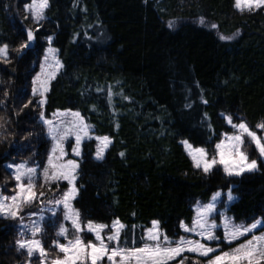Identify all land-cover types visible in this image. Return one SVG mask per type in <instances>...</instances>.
<instances>
[{
	"label": "trees",
	"instance_id": "16d2710c",
	"mask_svg": "<svg viewBox=\"0 0 264 264\" xmlns=\"http://www.w3.org/2000/svg\"><path fill=\"white\" fill-rule=\"evenodd\" d=\"M28 1L0 0V44L9 45L11 60L0 61V134L6 137L0 141V192L15 184L5 163L44 154L40 112L50 117L72 110L93 126V136L113 141L103 161L94 159V139L82 144L73 201L82 219L109 225L119 218L129 239L135 226L139 243L157 220L175 237L183 233L180 221L191 223L196 202H208L217 191L223 201L229 188L236 199L226 212L234 221L264 219V164L240 177L220 168L205 175L182 144L210 153L233 130L221 114L233 122L243 118L253 130L264 122V8L240 12L234 0H50L35 41L18 55L12 50L26 40L27 28L36 27L25 19ZM200 17L218 28L198 24ZM237 32L233 40L219 39ZM48 36L63 68L49 82L41 109L29 80ZM29 99L33 103L21 111ZM27 133L33 135L25 139ZM250 156L257 159L254 149ZM66 187L61 182L51 192ZM52 235L51 227L41 235L49 255ZM17 239L16 222L0 217V264L29 260L26 250L17 252ZM31 264H39L36 254Z\"/></svg>",
	"mask_w": 264,
	"mask_h": 264
},
{
	"label": "snow or ice",
	"instance_id": "6c2138e0",
	"mask_svg": "<svg viewBox=\"0 0 264 264\" xmlns=\"http://www.w3.org/2000/svg\"><path fill=\"white\" fill-rule=\"evenodd\" d=\"M233 6L240 12H251L264 8V0H234ZM49 7L50 0H30L24 5V10L28 13L25 19H31L36 27L35 29L27 28L25 30L26 40L12 51L19 55L22 50L31 46L36 39V33L41 28V22L47 19L46 10ZM198 22L201 25H206L204 17H200ZM208 26L211 29L218 28L215 23ZM168 27L174 28V21H169ZM238 35V32L232 36L220 34L219 39L233 40ZM47 40L49 47L45 50L41 71L32 80V96L35 97L39 94L41 99L36 103L41 109L46 102L44 96L48 91L49 82L63 68V63L56 55L58 50L51 47L53 37L48 36ZM0 61L5 65L11 63L7 43L0 44ZM97 91L100 92L103 89H97ZM4 95L7 96L8 93L5 92ZM112 97L113 92L109 88L107 90L109 103L112 102ZM2 103L3 101L0 100V104ZM32 103L33 100L29 99L27 103L23 104L21 111ZM203 103H207V101L205 100ZM186 106L190 107V105ZM53 115L59 118L57 120L46 119L43 111L39 116L46 126L45 134L52 142L43 167L28 166L27 160L5 165L6 169L11 171L15 184L9 190L10 195L0 192V217L8 220H20L21 233L24 230L31 233V239L15 241L17 252L21 250L27 252L29 260L26 261V264H31V258L37 253L39 264H102L105 259L109 264H264V232L259 235L255 234L259 227H264V219H256L247 224L235 223L232 217L218 209V204H224V207L227 208V203L220 199L223 195L221 191L215 192L206 204L197 202L195 215L190 225L180 221V229L187 235L170 237L167 232L161 229L160 222L153 220L151 227L143 230L139 247L135 246V226H132L131 230L132 246H126L129 243V230L119 218L112 220L110 225L96 223L92 220L81 224L80 210L73 206V201L79 194L77 181L80 162L78 159L67 158L68 152L65 149V143L68 142L72 154L80 158L83 142L95 139L97 146L94 159L103 161L105 153L113 141L109 136L94 137L92 135L93 126L86 123L79 111L66 110L64 113L58 111ZM221 116L231 126L233 133L231 135L223 134L224 138L215 145V155L211 158H209L206 149L193 148L187 141H182L185 147L190 150L189 155L194 168L208 175L219 164L223 165L224 173L227 176L237 177L258 171L261 164H264V134L258 135L256 130L264 133V122L256 124V130H253L243 118H239V123H234L231 115L221 114ZM3 127L4 125L0 124V128ZM116 127L119 125L117 124ZM31 135L33 133H27L25 139ZM5 138L0 134V141ZM72 139L75 141L74 144L71 142ZM246 140L255 145V150L259 154V162L258 159H250L249 154L244 150ZM120 155L124 156V153L121 152ZM61 182H66L67 188L60 193L58 199L47 201V204L52 206L48 210L54 220L60 219V213H62L63 221L70 222L75 237L68 239L69 228L63 222L60 223L55 235L57 238H63L66 242L60 243L59 239L54 240L53 246L58 255L55 258H49L48 251L42 241L36 238L44 232L42 225L46 222L45 217L41 214L38 219L31 220L30 224H24L20 213L37 201L44 204L43 198L46 195L44 189L47 188L51 191L53 185L59 189ZM37 188L40 190L37 191ZM226 195L227 202L236 199L231 188ZM43 210V208L40 209V212L42 213ZM29 215L30 217L36 216L37 213L31 212ZM217 215L220 218L219 224L216 219ZM53 226L55 225L53 224ZM220 227L223 228L222 238L216 234ZM85 231L94 235L95 242L92 240L85 242L82 239L81 233ZM105 232H107L106 235ZM249 236L250 238H247ZM242 237L245 238L243 242L237 243L235 247H229L227 251L220 248L221 243L231 245L233 241H238ZM209 242H214L216 246H210ZM185 253H192L195 256L189 259Z\"/></svg>",
	"mask_w": 264,
	"mask_h": 264
},
{
	"label": "rangeland",
	"instance_id": "374dc122",
	"mask_svg": "<svg viewBox=\"0 0 264 264\" xmlns=\"http://www.w3.org/2000/svg\"><path fill=\"white\" fill-rule=\"evenodd\" d=\"M30 2V0L27 2V3H29ZM26 3V4H27ZM199 19L197 20V23L198 24H200L199 22ZM211 23H209V22H207L206 21V25H203V26H207L208 28H210L208 25H210ZM225 36H227V35H225ZM228 36H232V35H228ZM49 47V42H48V40L46 41V44L44 45V48H43V50H42V54H41V56H40V58H39V60L38 61H36V63L34 64V67H33V71H32V74H31V77H30V80H29V88H30V92L32 93V80H33V77H35L36 76V74L37 73H39L40 71H41V62H42V60H43V57H44V55H45V50L47 49ZM51 47H53L52 45H51ZM54 48V47H53ZM39 99H41V97L39 96V94H37L36 95V101H38ZM44 99H45V96H44ZM66 110H62V111H59V113H64ZM58 111H56V112H54V113H57ZM39 116L40 115H38V117H37V119H38V122H39V124H40V126H41V134H40V136L42 137V140H44V141H46V147H45V150H44V154L41 156V155H39V156H37V157H33L32 158V156L33 155H30L29 156V158H31L29 161H28V166H35V165H39L41 168L43 167V163L44 162H46V160H47V154H48V151L51 149V146H52V142H51V140H50V138L45 134L46 133V126L43 124V122L39 119ZM46 119H51V120H57L59 117H57V116H54L53 115V113H52V115H50V117H45ZM70 118V117H69ZM240 122V120H237V122H234V123H239ZM254 130H256V129H254ZM257 131V134L258 135H262V134H264V133H261L259 130H256ZM233 133V130H232V132H229L228 134L229 135H231ZM95 137V136H94ZM224 137H223V135L220 137V139L213 145V149L211 150V152L209 153V152H207L208 153V156H209V158H211L212 156H214L215 155V145L221 140V139H223ZM95 140V139H94ZM86 141V140H85ZM182 141H186V140H182ZM73 144L75 143V141H74V139H72V141H71ZM95 142H96V146H97V141L95 140ZM188 142V141H187ZM189 143V142H188ZM183 144V143H182ZM190 144V143H189ZM191 145V144H190ZM96 146H95V151H96ZM183 147H184V149H185V151H186V153L189 155V149H187L186 147H185V145L183 144ZM193 148H201V147H195V146H192ZM254 149V151H255V155H256V157H257V159H258V157H259V154H258V152L255 150V145L254 144H251L250 142H248L247 140H246V142H245V145H244V150L249 154V157H250V159H253V158H251V156H250V153H251V150L252 149ZM65 149H66V151L68 152V156H67V158L68 159H77V157H75L73 154H72V152H71V147H70V145L68 144V142H66L65 143ZM189 157L191 158V156L189 155ZM217 159H218V157H217ZM192 160V159H191ZM23 161H25L24 159H20V160H16V161H12V162H7V163H5V165H8V164H13V163H21V162H23ZM193 162V161H192ZM215 168H220V169H222L223 170V165H219V164H217L215 167H214V169ZM224 171V170H223ZM11 172V171H10ZM233 177H237V176H233ZM240 177V176H239ZM67 188V187H66ZM62 191H60V192H47L46 193V195H45V197L43 198V200H44V204H40L39 203V201H37V202H35V203H33L30 207H26L25 209H24V211H22L21 213H20V215L23 217V223L24 224H30V222H31V220H35V219H38L39 218V216L42 214L44 217H45V223L42 225V227L44 228V232H48V230H50V227H51V232H52V241H51V247L53 248V250H54V253L51 255H49V258H55L57 255H58V253H57V251H56V249H55V247L53 246V241L54 240H56V239H59V242L60 243H65L66 241L63 239V238H57L56 237V235H55V233H56V230L58 229V227H59V224L60 223H64L65 224V226L66 227H68L69 228V232H68V239H73L74 237H75V232H74V230L71 228V225H70V222H67V221H63V214L62 213H60V219H55L54 220V218H52L51 217V213H50V211L48 210L50 207H52L51 205H48L47 204V201L48 200H53V199H58L59 198V196H60V193H61ZM227 192L228 191H226L225 192V197L223 198L224 200V202L225 203H227V206H228V204H230L231 202H227ZM4 195H10L11 194V192L9 191V192H6V193H3ZM212 198V197H211ZM221 199V198H220ZM211 200V199H210ZM209 200V201H210ZM208 201V202H209ZM208 202H201V203H203V204H206V203H208ZM196 206H197V202L194 204V215H195V210H196ZM44 209L43 210V212L41 213L40 212V209ZM218 209H219V211H223V212H225L226 213V215L227 216H229V217H231L230 215H228L227 214V212H226V208L224 207V204L222 205H220V204H218ZM31 212H35V213H37V215L36 216H31L30 217V215H29V213H31ZM216 219H217V223L219 224L220 223V218H219V216L217 215V217H216ZM14 222H16V229H17V237H18V239H31L32 237H31V233L29 232V231H27V230H24V232L23 233H21V223H20V220H13ZM87 221L88 220H84V219H82L81 218V224H86L87 223ZM112 222V221H111ZM111 222H110V224H111ZM235 223H237V224H241V223H245V224H247L246 222H236V221H234ZM253 222V221H252ZM252 222H250V223H252ZM97 223V222H96ZM53 224L55 225V226H53ZM102 224H104V223H102ZM109 224V225H110ZM190 225V224H189ZM151 227V226H150ZM262 232H264V229H259L258 228V230H256V232H255V234H257V235H259L260 233H262ZM107 234V232H105V235ZM216 234H217V236H219V237H223V228L222 227H220L218 230H217V232H216ZM182 235H187L186 233H182ZM81 237H82V239L85 241V242H87V241H89V240H92L93 242H95V237H94V235H92V234H89V233H87L86 231L85 232H82L81 233ZM176 237V236H175ZM37 239H40L41 241H42V237H41V235H38L37 237H36ZM193 238H196V237H193ZM247 238H250V236L249 237H247ZM135 239H136V237H135ZM245 238L244 237H242V238H240L238 241H233L232 242V244L231 245H227V244H225V243H221L220 244V248L221 249H223V250H225V251H227L228 249H229V247H235L236 246V244L237 243H241V242H243V240H244ZM210 243V246H212V247H215L216 245H215V243L214 242H209ZM137 244V245H136ZM122 246H124L123 244H122ZM126 246H132L131 245V238L129 239V243L126 245ZM135 246L136 247H139V246H141V242L139 243V241H138V239H136V243H135ZM37 256H38V253L36 254Z\"/></svg>",
	"mask_w": 264,
	"mask_h": 264
}]
</instances>
